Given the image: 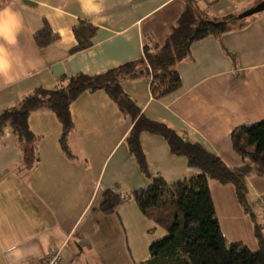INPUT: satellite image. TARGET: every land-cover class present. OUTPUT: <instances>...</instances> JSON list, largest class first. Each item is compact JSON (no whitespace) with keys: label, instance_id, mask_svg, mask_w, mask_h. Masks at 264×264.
Returning a JSON list of instances; mask_svg holds the SVG:
<instances>
[{"label":"crops","instance_id":"0c3cea01","mask_svg":"<svg viewBox=\"0 0 264 264\" xmlns=\"http://www.w3.org/2000/svg\"><path fill=\"white\" fill-rule=\"evenodd\" d=\"M260 0H197L210 17L240 13ZM69 0H21L24 22L19 46L13 51L35 62L28 79L0 90V111L19 102L37 87L54 88L61 78L77 73L97 74L143 57V46L162 45L168 29L182 12L183 0H104L98 23L81 18L79 0H70L67 12L54 11ZM47 5L42 7L41 5ZM47 23L57 39L44 48L34 33ZM84 22L95 27L89 47L71 52L77 44L74 28ZM238 28L194 41L189 56L174 69L180 86L153 97L151 78L139 75L120 81L122 90L145 117L160 121L191 142L218 155L229 167L244 161L235 152L230 132L239 125L264 118V10L242 20ZM16 72V69H13ZM72 128L67 134L71 156L60 147L61 124L49 109L29 115L38 161L22 169L23 153L5 128L0 138V246L19 243L25 253L59 225L67 244L52 238L24 264L60 250V264H144L149 245L167 231L147 218L134 199L127 198L115 213L99 208L102 193L127 196L145 188L150 179L141 173L126 136L133 124L129 115L102 89L85 91L70 104ZM141 150L152 175L173 183L199 173L184 156L171 153L164 137L143 131ZM248 199L264 198V177H247ZM215 213L229 243L255 251L253 222L239 204L231 184L209 183ZM31 238V239H30ZM0 264H9L0 250Z\"/></svg>","mask_w":264,"mask_h":264},{"label":"trees","instance_id":"16d2710c","mask_svg":"<svg viewBox=\"0 0 264 264\" xmlns=\"http://www.w3.org/2000/svg\"><path fill=\"white\" fill-rule=\"evenodd\" d=\"M183 1L182 12L169 27L162 45L145 44L143 57L104 72L64 75L54 88H35L17 104L0 111V138L5 128L11 130L23 153L21 168L30 169L38 161V153L34 145L35 135L29 128V115L37 109H49L61 124L60 147L71 156L66 141L72 128L70 104L85 91L102 89L132 119L133 124L125 139L139 170L150 179V183L127 196L105 190L99 208L104 214H113L127 198L134 199L147 218L167 231L165 236L149 245L150 256L144 264H264L263 216L248 199L247 183L251 174L264 177V118L236 126L230 132L233 149L242 160L248 161L232 168L199 143L187 140L163 122L142 115L120 85L124 78L147 75L151 78L152 96L167 95L180 86L174 65L189 56L194 41L243 25L245 18L239 19V13L210 17L198 7L197 0ZM73 32L77 44L70 51L76 52L91 45L95 27L81 22ZM33 36L40 48L57 39L46 22ZM143 131L164 137L171 153L184 156L187 164L198 169L199 173L173 183H167L160 175H152L139 142ZM211 181L234 187L239 204L253 222L257 250L227 241L215 213L209 189Z\"/></svg>","mask_w":264,"mask_h":264},{"label":"clouds","instance_id":"9594fccd","mask_svg":"<svg viewBox=\"0 0 264 264\" xmlns=\"http://www.w3.org/2000/svg\"><path fill=\"white\" fill-rule=\"evenodd\" d=\"M21 0H0V90L8 89L16 85L22 79H28L36 70L35 62L23 55L14 53V49L19 46V38L24 32V22L21 13L18 11V5ZM81 18L87 20L95 26L97 17L103 19L102 13L105 11L104 0H79ZM42 7L47 5H41ZM70 7L66 3L63 7L55 6L54 11L60 14L67 12ZM57 33L53 31V35ZM16 72H13V69ZM52 238L61 240L59 245L61 249L67 244V238L59 225L51 229L50 235L42 236L33 247L37 249L36 253H25V250L19 246V243H7L0 246V250L7 252L9 264H24L28 256L38 254L41 244L47 245ZM31 239V238H30Z\"/></svg>","mask_w":264,"mask_h":264},{"label":"built area","instance_id":"2783aa9c","mask_svg":"<svg viewBox=\"0 0 264 264\" xmlns=\"http://www.w3.org/2000/svg\"><path fill=\"white\" fill-rule=\"evenodd\" d=\"M254 205L258 206L261 209V213L263 216V225H264V198L258 196L254 201ZM60 263H61L60 250H52L49 253H47L44 257L32 262L31 264H60Z\"/></svg>","mask_w":264,"mask_h":264},{"label":"water","instance_id":"95a60500","mask_svg":"<svg viewBox=\"0 0 264 264\" xmlns=\"http://www.w3.org/2000/svg\"><path fill=\"white\" fill-rule=\"evenodd\" d=\"M264 10V0H260L259 2H257L256 4H254L253 6L241 11L237 17L239 19L245 18L247 16L253 15L255 13L261 12Z\"/></svg>","mask_w":264,"mask_h":264},{"label":"rangeland","instance_id":"374dc122","mask_svg":"<svg viewBox=\"0 0 264 264\" xmlns=\"http://www.w3.org/2000/svg\"><path fill=\"white\" fill-rule=\"evenodd\" d=\"M254 4H256V3H254ZM253 6V5H252ZM251 7V6H250ZM249 8V7H248ZM255 14H257V13H255ZM254 15V14H253ZM252 15H250V16H247V17H245V18H249V17H251Z\"/></svg>","mask_w":264,"mask_h":264}]
</instances>
